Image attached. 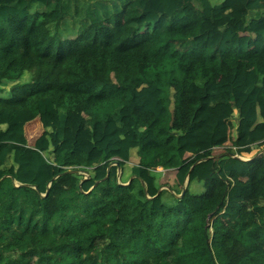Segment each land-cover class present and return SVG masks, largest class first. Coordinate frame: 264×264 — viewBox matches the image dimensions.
<instances>
[{
    "label": "trees",
    "instance_id": "obj_1",
    "mask_svg": "<svg viewBox=\"0 0 264 264\" xmlns=\"http://www.w3.org/2000/svg\"><path fill=\"white\" fill-rule=\"evenodd\" d=\"M235 1L0 0V264H264V152L212 151L237 109L235 154L264 144V0Z\"/></svg>",
    "mask_w": 264,
    "mask_h": 264
},
{
    "label": "crops",
    "instance_id": "obj_2",
    "mask_svg": "<svg viewBox=\"0 0 264 264\" xmlns=\"http://www.w3.org/2000/svg\"><path fill=\"white\" fill-rule=\"evenodd\" d=\"M211 1L219 3L221 0H211ZM243 5H244V0H236L232 4L222 8V10L229 12L233 16L234 19H241L242 18V19H244L246 21V23H249L250 25H252L254 23L255 18L260 14L261 10H256V11H253V12H247L244 9ZM199 6L200 5H199L198 1L197 2H192L191 5H187V6H185L183 8V10H182V12H181V14L179 16L172 17V18H170V20L174 24H181V23L185 22L187 19H191V18L201 19L200 13H199ZM127 13L133 15V14H135V11L132 10V9H129L127 11ZM201 30H204L203 21H202ZM257 32L264 33V27L258 29ZM229 42H230L229 50L231 52H233L235 54V57L238 58V59L243 58L247 52H249L250 50L253 49V45H252L251 39L247 35H242V34L236 33L230 38ZM236 43H237L239 49L240 50L242 49L241 50V55H240V52H237L238 49H235V44ZM248 44H249V47H248ZM245 48H248V50L246 51ZM221 77H223V76L221 75ZM163 94H165V95H163ZM163 96H166L165 100H162ZM171 97H172L171 96V92L169 90H163L161 92L160 96H159L161 102L164 105L168 106L169 108L172 107V98ZM129 111H130V108L123 109V112H129ZM234 116H236V120H237V114H235V112H234ZM32 122H37V120L35 119V120L31 121L30 124ZM30 124L29 125L28 124L25 125V136H26V140H27V145H29V146L33 145V142H34L35 138L38 136V135L34 136L33 140H32V138H31L30 141L28 140V135H27V132H26V128H28V126H30ZM37 124H38V122H37ZM97 126L99 128V130H98V134H99V132H100V124H98ZM10 131H11V125L10 124H8V125L0 124V141L7 140L9 138V132ZM244 159H246V158H244ZM176 160H177V156L175 154H170L165 160V163L167 165L168 164H172V165H169L170 167H168V168L169 169L173 168L174 169V173H175V168L176 167H174L173 164H175ZM137 162H138V157L135 155V152L132 151L130 153V155H129V159H128L126 164L127 165H132V164H136ZM158 168L163 169L162 167H157L156 169L158 171L160 170ZM168 168H164V169H168ZM117 174L119 175V168H117ZM131 177L128 180H130Z\"/></svg>",
    "mask_w": 264,
    "mask_h": 264
},
{
    "label": "rangeland",
    "instance_id": "obj_3",
    "mask_svg": "<svg viewBox=\"0 0 264 264\" xmlns=\"http://www.w3.org/2000/svg\"><path fill=\"white\" fill-rule=\"evenodd\" d=\"M58 13H59V11H58ZM53 16H57V15L50 14L48 16V18L53 19L52 18ZM10 18L11 17L8 14H6V12L3 9H0V21L1 22H6ZM248 47H249V44H248ZM235 49H238L237 52H240V55H241L242 49L241 50L239 49L237 43L235 44ZM245 50L247 51L248 48H245ZM163 95H165V94H163ZM165 99H166V96H163L162 100H165ZM234 112H235V114L239 115L238 109L235 110ZM230 120H231L232 126L230 127V129L228 131V134H229L228 141L222 145L213 147V149H212L213 154H219V153L222 154V153H227V152H234L235 153V148L232 146L231 142L236 136V129H235V125H236V121H237L236 116H235V118L233 117ZM37 122H38V124H37ZM37 122H32L31 124L28 123V125L30 124V126H28V128H26V132H27L29 141L31 140V138L33 140L34 136L39 135L43 130L42 127L40 126L39 121H37ZM95 129L97 131L99 130V128L97 126ZM53 141L56 143L55 139H53ZM263 150H264V144L261 146L253 144L251 146L250 152L247 153V155L246 154H240V155L236 154V155L248 159L251 157V155L260 154ZM168 165H172V164H168ZM158 169H160L159 171L161 172V175L159 177V181L162 183L173 185L174 184V169L173 168L172 169L158 168ZM82 174L84 176L80 182V187L83 190H87L92 185V181L87 179L88 176L85 172H82ZM189 188H190L191 193H199L201 191L202 187H201V184L199 182L193 181L192 184L189 186ZM245 192L247 193V191H245ZM99 242L102 243L101 240H99ZM95 253L96 252H93L92 254L95 255ZM11 255H15V253H11Z\"/></svg>",
    "mask_w": 264,
    "mask_h": 264
},
{
    "label": "water",
    "instance_id": "obj_4",
    "mask_svg": "<svg viewBox=\"0 0 264 264\" xmlns=\"http://www.w3.org/2000/svg\"><path fill=\"white\" fill-rule=\"evenodd\" d=\"M262 152H264V150L262 151ZM261 152V153H262ZM223 154H229L230 156H235V157H238V158H240V159H243V158H241L240 156H237L235 153H233V152H227V153H222V155ZM257 155H254L253 157H256ZM244 160H247V159H244ZM115 165H117V168H119V166H118V164L117 163H114ZM72 170H70V169H67L66 171H64V172H71ZM63 172V173H64ZM108 172H109V168L107 169V174H108ZM129 181V180H128ZM127 181V182H128ZM162 188V187H161ZM161 188H159V189H161ZM182 192L183 191H181V193L179 194V195H181L182 194Z\"/></svg>",
    "mask_w": 264,
    "mask_h": 264
},
{
    "label": "clouds",
    "instance_id": "obj_5",
    "mask_svg": "<svg viewBox=\"0 0 264 264\" xmlns=\"http://www.w3.org/2000/svg\"><path fill=\"white\" fill-rule=\"evenodd\" d=\"M242 158V157H241ZM244 159V158H243Z\"/></svg>",
    "mask_w": 264,
    "mask_h": 264
}]
</instances>
